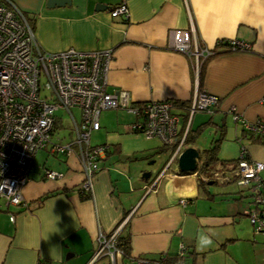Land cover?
Wrapping results in <instances>:
<instances>
[{
	"label": "crops",
	"instance_id": "crops-1",
	"mask_svg": "<svg viewBox=\"0 0 264 264\" xmlns=\"http://www.w3.org/2000/svg\"><path fill=\"white\" fill-rule=\"evenodd\" d=\"M10 1L35 17L34 36L43 51L110 50L105 90L124 92L132 105L160 100L188 105L195 90L218 102L190 120L179 112L180 131L195 135L183 145L199 154L193 173L178 170L172 147L131 132L138 118L131 111L100 112L99 129L90 133L97 141L89 146L105 152L98 157L89 199L78 193L84 180L80 149L57 154L51 148L61 144L53 141L61 128L57 118L51 143L34 156L21 189L23 203L0 198V264H153L178 257L181 248L185 264H264V233L255 232L247 216L254 196L233 174L242 148L248 160L264 163V143L243 128V122L264 123V0H124L126 20L110 14L121 0H70L52 8L47 0ZM191 25L200 43L217 51L198 73L193 60L170 49V32ZM231 40L249 49L216 46ZM63 139L64 145L74 140L73 124ZM215 144L224 163L213 164L203 177L202 151ZM46 170L60 176L47 179ZM214 173L219 179L205 182ZM259 179L264 185V170ZM115 229L127 237L128 255L95 258L99 235ZM202 234L210 236V245L199 244Z\"/></svg>",
	"mask_w": 264,
	"mask_h": 264
},
{
	"label": "built area",
	"instance_id": "built-area-1",
	"mask_svg": "<svg viewBox=\"0 0 264 264\" xmlns=\"http://www.w3.org/2000/svg\"><path fill=\"white\" fill-rule=\"evenodd\" d=\"M110 14L112 17L123 16L126 20L128 9L125 1L118 2ZM224 42L230 45L232 51L249 49L248 44L235 40L219 41L216 46ZM170 49L193 60L197 73L201 64L215 54V49L200 43L192 25L186 30L170 32ZM110 59V50H41L34 30L19 9L7 0L0 1V198L6 200L7 204L23 203L21 189L28 182L34 156L51 143L57 110L66 111L71 118L74 140L67 145L51 143V148L57 154H67L75 146L80 149L84 180L79 190L91 194L94 175L98 171V157L105 152L102 146H89L90 133L99 129L100 112L120 107L131 111L138 118L129 125V130L145 138H156L163 147H172L171 158L175 159L183 151L187 133L186 130L180 131L179 112H185L190 120L195 113L210 112L217 105L218 98L197 90L186 106H177L172 100L132 105L124 92L108 93L105 90ZM73 108L80 111L79 122H75L70 113ZM233 120H238L234 113ZM243 128L251 135L264 139V123L243 122ZM262 170L264 163L248 160L242 148L233 174L237 184L250 186L254 193L262 190V194L259 192L256 197L259 208L247 213L257 233H264V185L259 179ZM59 176L55 172L45 171L47 179L53 180ZM218 177L214 173L208 179ZM158 179L147 189L152 190ZM118 229L109 235H99L95 258L103 255L113 258L115 253L122 254L116 246ZM183 258L181 248L177 261L161 259L153 264H185Z\"/></svg>",
	"mask_w": 264,
	"mask_h": 264
},
{
	"label": "trees",
	"instance_id": "trees-1",
	"mask_svg": "<svg viewBox=\"0 0 264 264\" xmlns=\"http://www.w3.org/2000/svg\"><path fill=\"white\" fill-rule=\"evenodd\" d=\"M2 2L6 1V0H0ZM9 2H11L10 0H7ZM12 3V2H11ZM17 7V6H16ZM19 9V8H18ZM19 11L21 12V14L23 15V17L27 20V22L29 23L30 27L34 30V24H35V17L32 16V15H29L27 14L26 12H23L21 9H19ZM220 46H224L226 51H232L229 47L230 45L227 43V42H224V43H220L219 44ZM215 54L213 55H216L217 54V51L215 50L214 51ZM202 65V64H201ZM201 70V66L199 67V72ZM175 104H177V106H186L187 103L186 102H176L174 101ZM57 123V122H56ZM55 123V124H56ZM194 134L191 133L189 130L187 131L186 133V137H185V143L186 144H191V142L194 140ZM251 138L254 139L255 142H262L264 143V139H261L260 137L258 136H255V135H251ZM217 151H218V146L215 144L207 149H204L202 151V154H203V161L200 165V168H199V173L201 172V174L203 175V177H208V169L213 165V164H216L217 162H219V158L217 156ZM239 160V157L237 160H235L236 162V165H237V162ZM221 163H224V161H220ZM236 168V166H235ZM206 182V181H205ZM203 183L204 181H202L201 179H199V186H203ZM250 191L252 193V195L254 196V208L258 209L259 208V204L258 202L256 201V197H257V194L260 192V194H262V190H258L259 192L257 193H254L252 190H251V187H250ZM78 193L80 195V197L82 199H89L90 198V194H84L82 193L79 189H78ZM50 195H46L44 196L43 198H41V201L42 200H45L49 197ZM251 225V224H250ZM252 226V225H251ZM253 228V226H252ZM116 246L117 248H119L121 251H122V254L124 256H127L128 253H129V243H128V239L127 237H120V235L117 237V241H116ZM178 257H175L174 259L172 260H168V262H173V261H177Z\"/></svg>",
	"mask_w": 264,
	"mask_h": 264
},
{
	"label": "water",
	"instance_id": "water-1",
	"mask_svg": "<svg viewBox=\"0 0 264 264\" xmlns=\"http://www.w3.org/2000/svg\"><path fill=\"white\" fill-rule=\"evenodd\" d=\"M69 3L70 0H47L46 5L47 7L52 8L55 6L59 7V6L68 5ZM96 10H101V7L97 5ZM198 158H199V154L194 148L190 147L183 149V151L180 153V155L177 158L178 170L181 173L195 172L197 170ZM143 177L147 179L149 177V173H145Z\"/></svg>",
	"mask_w": 264,
	"mask_h": 264
},
{
	"label": "rangeland",
	"instance_id": "rangeland-1",
	"mask_svg": "<svg viewBox=\"0 0 264 264\" xmlns=\"http://www.w3.org/2000/svg\"><path fill=\"white\" fill-rule=\"evenodd\" d=\"M71 111L78 121L80 118L79 110L77 108H73V109H71ZM111 112H113V111H111ZM55 115L57 118L61 119V128L58 129L56 136L53 137V141L56 143H61L64 145L65 143H67V141H66V139H63V137L67 138V136L69 135L71 128H72V121H71V118L69 117V115L67 114V112L64 110H57L55 112ZM89 141L91 144H94L97 140L94 137V135L91 134ZM209 180H212V179L207 178V180H205V181H209Z\"/></svg>",
	"mask_w": 264,
	"mask_h": 264
},
{
	"label": "clouds",
	"instance_id": "clouds-1",
	"mask_svg": "<svg viewBox=\"0 0 264 264\" xmlns=\"http://www.w3.org/2000/svg\"><path fill=\"white\" fill-rule=\"evenodd\" d=\"M198 242L201 246H207L211 244V238L207 234H202L201 236L198 237Z\"/></svg>",
	"mask_w": 264,
	"mask_h": 264
}]
</instances>
